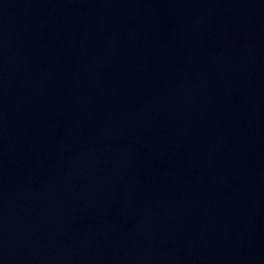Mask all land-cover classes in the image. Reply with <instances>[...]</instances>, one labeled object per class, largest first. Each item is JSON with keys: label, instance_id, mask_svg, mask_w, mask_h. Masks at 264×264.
I'll return each instance as SVG.
<instances>
[{"label": "water", "instance_id": "obj_1", "mask_svg": "<svg viewBox=\"0 0 264 264\" xmlns=\"http://www.w3.org/2000/svg\"><path fill=\"white\" fill-rule=\"evenodd\" d=\"M0 264H264V0H0Z\"/></svg>", "mask_w": 264, "mask_h": 264}]
</instances>
